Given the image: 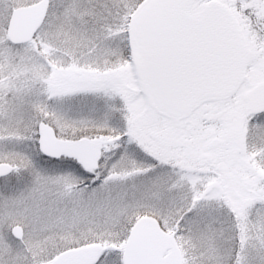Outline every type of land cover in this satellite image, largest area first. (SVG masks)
Segmentation results:
<instances>
[{
    "label": "snow or ice",
    "instance_id": "6c2138e0",
    "mask_svg": "<svg viewBox=\"0 0 264 264\" xmlns=\"http://www.w3.org/2000/svg\"><path fill=\"white\" fill-rule=\"evenodd\" d=\"M0 264H264V0H0Z\"/></svg>",
    "mask_w": 264,
    "mask_h": 264
}]
</instances>
